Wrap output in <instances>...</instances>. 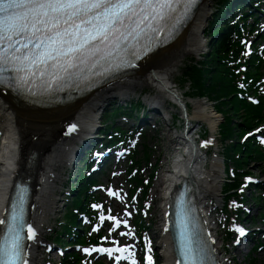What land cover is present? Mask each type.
<instances>
[{"label": "snow or ice", "instance_id": "snow-or-ice-1", "mask_svg": "<svg viewBox=\"0 0 264 264\" xmlns=\"http://www.w3.org/2000/svg\"><path fill=\"white\" fill-rule=\"evenodd\" d=\"M195 3L196 0H0V84L26 92L39 87L51 90L97 67L130 64L148 47V42ZM109 194L116 195L111 190ZM5 211L8 215L0 219V264H28L24 241L34 239L36 230L25 219L23 200L12 202ZM108 219L116 220L112 216ZM181 226L184 264H211L213 250L192 229L187 213L181 218ZM238 231L242 235L245 229Z\"/></svg>", "mask_w": 264, "mask_h": 264}, {"label": "bare ground", "instance_id": "bare-ground-1", "mask_svg": "<svg viewBox=\"0 0 264 264\" xmlns=\"http://www.w3.org/2000/svg\"><path fill=\"white\" fill-rule=\"evenodd\" d=\"M213 2L214 0H202L181 33L171 43L143 59L138 69L66 104L39 106L31 103L25 95L0 87V120L4 126L0 144V219L4 218L13 184L20 173H27L33 187L29 223L36 230L35 238L29 239L30 264H42L40 251L45 237V221L56 209L54 205L57 202L51 196L62 182L60 166L66 157L70 158L77 151L75 137L67 132V127L80 125L83 127L79 129H83L82 133L93 129L97 125L100 110L117 92H122L124 97L127 93L145 86L158 90L154 99L155 105L164 107L167 103L165 97H169L187 109V102L175 89L174 73L188 54L203 50L205 43L201 34ZM205 104L203 101L195 102L194 111L190 113L187 110V117L191 122L206 121L214 131L218 125V117ZM195 127L189 129V137ZM188 141L191 150L184 158H177L176 166L181 168L180 180L186 179L194 185L200 205L208 211L209 199H219L221 195L223 164L215 159L211 168L206 170L204 153L197 149L193 141ZM169 177L164 183L167 185L166 190H171V186L179 181L174 176ZM159 190L157 188L156 192ZM214 224L210 219L208 225L211 235L217 240ZM168 240L165 233L161 241L165 264L173 261ZM217 251L222 262V251L219 247Z\"/></svg>", "mask_w": 264, "mask_h": 264}, {"label": "rangeland", "instance_id": "rangeland-1", "mask_svg": "<svg viewBox=\"0 0 264 264\" xmlns=\"http://www.w3.org/2000/svg\"><path fill=\"white\" fill-rule=\"evenodd\" d=\"M217 1L218 0H214V2L212 3V7H211V10H210V14L208 16V19H207V22H206V25H205V30H206V28L208 26L209 20L211 19L212 13L215 10L214 9V6H215V3ZM201 39L205 43V46H204L203 50L202 51H199V52H193V53L188 54L181 61V63L179 64L178 69L174 73V81L176 83L174 85H177V86L180 87V89L178 91L180 93H182V94H184V93L187 94L186 93L187 87H185L186 86V83L183 82V80L181 79V72L183 71L184 66L191 59H195V58L196 59H199V58L202 57L203 54H205V53L208 52V46H209V41H210V38L208 37V34L202 33L201 34ZM147 88H150V86H147L144 89H147ZM150 89H152V88H150ZM185 100L187 102H191L192 103L193 110L195 108V105H193V104H195V102H197V101H203V102H205L206 103L205 106L207 107V109L209 111H211L212 113H214L218 117V121H217L218 122V125L216 126V128H215L214 131L212 130V132L210 134L211 135L210 137L212 139L215 138V139L211 140V143H213L215 145V149H217V148L218 149H221V144L217 140V137L219 136V133H218L219 127L218 126L222 122V116H221V114H219L216 111V109L214 107V104L211 103L210 101H208L205 98H201V99H190L189 97L185 96ZM170 110H171V113H175L178 110V107H175V106L173 107L172 106L170 108ZM171 116H172V114H169V117H171ZM238 118H241V117H238ZM181 124H182V120L181 119L180 120L175 119L174 126H172V121H169V122H165L164 121L163 124H161L157 129L147 130L145 132V134L143 135V137L140 139V143H139V146H138V149H137V151L139 153H142L143 150H144L145 145H147V147H149V149L151 150V160H152V164H153V166L155 165V168L154 169H156L158 171L157 172V175H156V177H155V179L153 181V184H152V187H151L152 189H151V192H150V195H149V202L152 205L151 217L154 219V224H153L152 231H151L152 235H155V233L158 231V228H159V225H160V221L162 219V216H161L162 187H163V183H164L165 172H164V174L162 173L161 167L163 166L164 167L163 169L164 170L166 169V163L167 162H166V158L165 157H166L167 152H168V149H169V147L171 145L170 144V139L173 137V135L177 131L176 128H178L179 126H181ZM199 125L202 126V127H205L204 126L205 125L204 122H201ZM3 127H4L3 126V123L0 120V131L1 132L3 131ZM215 149H214V151H215ZM214 156H215V154L213 155V157ZM66 159H67V157H66ZM220 160H222L221 157H220ZM67 163H64L65 165L62 164L60 166V173H61L60 175H61L62 181H64V182H63L62 185H59L58 190L56 192H54L55 194H53L51 196L52 198L58 199L59 202H57L54 205L56 209H54L53 212H52V214L50 213L48 215L47 219H46L45 230H47V232L45 234V239H46L45 244H49V241H48L49 239L47 238V237L51 236L50 231H49V228H52L56 224L57 218L59 219V217H61V215H62V213L64 211L65 195L62 192H64L65 190L63 189V185H66L67 182L69 184L71 183L72 185H75V182L73 180L74 179V175H70L71 172L69 170L68 165H66ZM247 163H248V168H247L248 171H250L252 173H255V174L261 176L260 174L264 170V162H260V163L258 161L253 162L252 159H249L247 161ZM57 172H59V171L57 170ZM71 179H72V182L70 181ZM225 180L226 179H225V174H224L223 180H222V186L225 184ZM122 181H123L122 176H119V177L117 176V177H115V179L113 180L112 183H115V184L120 183V184H122ZM157 183H159V184L161 183V186H160V190L161 191H159L158 193H155V187H156ZM67 188L69 189V186ZM154 193H155V197L156 198L154 197ZM246 196L248 198H250L252 195H246ZM223 197H224V195L222 194V191H221V195L219 196V199L218 200H213V199H211V200L213 202H218L221 205L223 203ZM251 205H253V204L250 203V205H248V207H250ZM257 210H258V205L255 207V210L253 211V214ZM218 216H217V218H218ZM233 220H234V218H232L231 223H232ZM235 224H239L238 221H235ZM156 243H157V241H156ZM248 248H246V250L244 249L242 251L243 254H237V257L235 259L236 264H264V248H261L259 250L254 251V254L252 253V251L250 252L251 255L249 254V256H250V258L251 257H254L255 258L254 261H251L250 258H249V256H247L245 258V255H246L245 253L249 251ZM42 250H41L40 257H41V261L43 262V264H59L58 263L59 262V259H58V257H57L56 254L51 253L49 255L50 257L45 259L44 258L45 254H43ZM160 252L162 253V250L161 249H160ZM232 254H235V253L232 252ZM244 258H245V261H244Z\"/></svg>", "mask_w": 264, "mask_h": 264}, {"label": "trees", "instance_id": "trees-1", "mask_svg": "<svg viewBox=\"0 0 264 264\" xmlns=\"http://www.w3.org/2000/svg\"><path fill=\"white\" fill-rule=\"evenodd\" d=\"M226 1V0H225ZM223 4L219 7V13L215 14L209 28V32L214 34V38L211 43V52L205 54L201 60L191 59L184 67L182 77L184 82L188 84L191 95L197 98L207 97L214 101L216 108L223 112L225 117L224 123L221 125V134L223 141L233 137L237 130L244 132V126L249 125V121L255 118L256 113L260 111V107L253 106L238 98L236 92L238 91L236 85L232 82L234 74L227 66V60L230 56V43L228 38V27L227 23H224L223 29L216 26L222 20V11L224 10ZM221 12V13H220ZM246 113V124L240 125L235 123L234 117L240 112ZM245 126V127H246ZM253 144L249 143V146L243 148L238 143L227 146L226 155L227 157L233 158L235 152H242L249 156L250 152L253 151ZM256 153H259L258 149H255ZM232 152V154H230ZM146 157L149 153L145 152ZM243 157L242 159H244ZM234 159V158H233ZM237 160L238 163L242 162ZM236 161V159H234ZM79 192H77V200L73 203V206L84 207L82 198L87 197V192L83 186ZM71 213V211H70ZM76 215L71 216V222L76 223ZM67 228V227H66Z\"/></svg>", "mask_w": 264, "mask_h": 264}]
</instances>
